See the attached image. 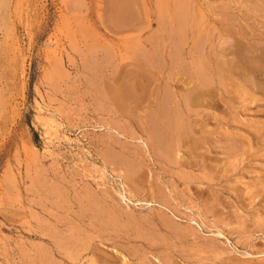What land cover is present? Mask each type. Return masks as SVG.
Wrapping results in <instances>:
<instances>
[{
  "label": "rangeland",
  "instance_id": "obj_1",
  "mask_svg": "<svg viewBox=\"0 0 264 264\" xmlns=\"http://www.w3.org/2000/svg\"><path fill=\"white\" fill-rule=\"evenodd\" d=\"M114 1L0 0V264H264V0Z\"/></svg>",
  "mask_w": 264,
  "mask_h": 264
},
{
  "label": "bare ground",
  "instance_id": "obj_2",
  "mask_svg": "<svg viewBox=\"0 0 264 264\" xmlns=\"http://www.w3.org/2000/svg\"><path fill=\"white\" fill-rule=\"evenodd\" d=\"M113 1H114V0H113ZM128 1H129V0H128ZM135 1H136V0H135ZM135 1H134V2H135ZM140 1H141V0H140ZM172 1H173V0H172ZM178 1H179L180 4H181L182 1H180V0H178ZM178 1L174 0L173 2H171V3H174V2H175V4H174V5L176 6L175 8H179V7H178L179 5L177 6V4L179 3ZM185 1H186V0H185ZM185 1H184V3H185ZM193 1H194V0H193ZM204 1H205V0H204ZM125 2H127V0H115V1H114V4H115L116 7L119 6V8H120V6H123V4H125ZM166 2H167V0H166ZM169 2H170V1H169ZM188 2H189V1H188ZM110 3H111V1H110ZM128 3H129V2H128ZM141 3H142V2H141ZM182 3H183V2H182ZM189 3H190V2H189ZM134 4H135V3H134ZM164 4H165V3H164ZM167 4H168V2L166 3V5H167ZM232 4H233V3H232ZM110 5H111V4H110ZM130 5H131V4H130ZM135 5H136V4H135ZM160 5H162V3H161ZM169 5H170V4H168V7H169ZM172 5H173V4H172ZM174 5H173V6H174ZM189 5H190V4H189ZM196 5H197V4H196ZM173 6H172V7H173ZM243 6H244V5H243ZM133 7H134V6H133ZM143 7H144V6H143ZM168 7H166V8H168ZM185 7H187V5L184 6L183 9H184ZM127 8L130 9L131 7H130V8L127 7ZM173 8H174V7H173ZM188 8H189V7H188ZM192 8H193V7H192ZM199 8H200V7H199ZM113 9H114V8H113ZM113 9H112V10H113ZM117 9H118V8H117ZM156 9H157V7H156ZM170 9H171V8H170ZM170 9H169V10H170ZM222 9H223V8H221V10H222ZM166 10H168V9H166ZM200 10H201V8H200ZM209 10H210V9H209ZM123 11H124V10H123ZM130 11H131V10H130ZM156 11H157V10H156ZM170 11L173 12V11H175V9H173V10L171 9ZM170 11H167V12H168L167 15H168V17L170 18V20L168 21V23H170V24L172 25V24L174 23V21H176V18H177V20H178V19H179V20L181 19L180 22L182 21V22H181V23H182V27H181V25L179 24V25H180L179 28H180V29H181V28L184 29L185 27H183V25H185V23H187L186 21L188 20L186 17L189 16V15L187 14L188 11H187V13H185L186 16H185V14H184V16L181 15V17L178 16V15H175V13L172 14ZM176 11H180V9H179V10L176 9ZM190 11H191V10H190ZM214 11H215V10H214ZM224 11H225V10H224ZM121 12H122V11H121ZM125 12H126V11H125ZM163 12H164V11H163ZM169 12H170V14H169ZM215 12H216V11H215ZM263 12H264V11H263ZM164 13H165V12H164ZM180 13H181V11H180ZM189 13L191 14L192 11L189 12ZM227 13H228V12H227ZM125 14H126V13H125ZM130 14H131V13H129V15H130ZM149 14H150V13H149ZM149 14H148V16H149ZM193 14H194V13H193ZM193 14H191V17L193 16ZM200 14H201V13H200ZM202 14H203V13H202ZM126 15H127V14H126ZM187 15H188V16H187ZM203 15H204V14H203ZM130 16H132V15H130ZM176 16H177V17H176ZM110 17H111V16H110ZM119 17H120V16H119ZM124 17H125V16H124ZM126 17H127V16H126ZM132 17H134V14H133ZM151 17H152V16H151ZM178 17H180V18H178ZM183 17H185V18L183 19ZM204 17H205V16H204ZM209 17H210V16H209ZM115 18H116V17H115ZM127 18H129V16H128ZM146 18H147V17H146ZM162 18H163V17H162ZM169 18H168V19H169ZM188 18H189V17H188ZM111 19H113V18L111 17ZM125 19H126V18H125ZM130 19H131V18H130ZM132 19H133V18H132ZM134 19H135V18H134ZM186 19H187V20H186ZM107 20H108V19H107ZM126 20L129 21L130 24H131V25H126V26H133V27H134V26H137V27L139 26V24H137V23H135V22H132V23H131L132 20H131V21L128 20V19H126ZM184 20H186V21H184ZM189 20H190V18H189ZM192 20H193V19H192ZM135 21H136V19H135ZM147 21H148V20H147ZM149 21H150V20H149ZM183 21H184L185 23H184ZM190 21H191V20H190ZM109 22H110V21H109ZM129 22H128V23H129ZM136 22H137V21H136ZM139 22H140V21H139ZM176 22H177V21H176ZM193 22H194V21H193ZM202 22H203V21H202ZM202 22H201V23H202ZM141 23H142V22H141ZM178 23H179V22H178ZM183 23H184V24H183ZM175 24H176V23H175ZM191 24H192V23H191ZM140 25L142 26L143 24H140ZM160 25H161V24H160ZM163 25H165V22H164ZM177 25H178V24H177ZM186 25H187V24H186ZM188 25H189V24H188ZM188 25H187V26H188ZM173 26L175 27V25H172L171 27H173ZM190 26H192V25H190ZM190 26H189V27H190ZM208 26H209V25H208ZM161 27H162V26H161ZM161 27H160L159 29L162 30ZM174 27H173V29H176V27H175V28H174ZM189 27H188V28H189ZM129 28H130V27L127 28V29H128L127 31H129ZM131 28H132V27H131ZM192 28H193V27H192ZM194 28H195V27H194ZM135 29H136V28H135ZM159 29H158V30H159ZM173 29H172V30H173ZM180 29H179V30H180ZM186 29H187V28H185V30H186ZM163 30H164V29H163ZM172 30H171V32H172ZM190 30H191V29H189V31H190ZM195 30H196V29H195ZM225 30H226V29H225ZM231 30L233 31V29H231ZM130 31H131V29H130ZM146 31H147V30H146ZM174 31H175V30H174ZM180 31L182 32V30H180ZM137 32H138V31H137ZM162 32H163V31H162ZM175 32H176V31H175ZM186 32H188V31H186ZM194 32H196V31H194V29H193V34H194ZM200 32H201V31H200ZM139 33H140V32H139ZM155 33H156V31L153 32V34H155ZM168 33L171 34L170 31H169ZM191 33H192V31H191ZM197 33H198V32H197ZM153 34H152V35H153ZM163 34H164V33H163ZM169 34H168V35H169ZM173 34H174V33H173ZM176 34H178V33H176ZM176 34H175L174 36H177ZM182 34H184V33L182 32ZM193 34H191V35H193ZM195 34H196V33H195ZM195 34H194V35H195ZM253 34H254V33H253ZM138 35H139V34H138ZM150 35H151V34H150ZM178 35H179V34H178ZM194 35H193V36H194ZM199 35H200V34H199ZM155 36H156V35H155ZM160 36H161V35H160ZM193 36H192V37H193ZM138 37H139V36H138ZM151 37H152V36H150V38H151ZM183 37H184V35H183ZM194 37H195V36H194ZM205 37H206V35H205ZM81 38H82V37H81ZM152 38L155 39V37H152ZM156 38H157V37H156ZM161 38H163V37H161ZM203 38H204V37H203ZM133 39H134V38H133ZM146 39H147V38H146ZM163 39H164V38H163ZM165 39H166V38H165ZM169 39H170V38H169ZM182 39H183V38H182ZM196 39H197V38H196ZM140 40H141V39H140ZM140 40L137 39V42L140 41ZM166 40H167V39H166ZM183 40H185V39H183ZM188 40H189V39H188ZM124 41H125V40H124ZM128 41H129V43H130V39H129ZM131 41H133V40L131 39ZM150 41L152 42L151 39H150ZM160 41H161V40H160ZM172 41H173V40H172ZM172 41H171V42H172ZM178 41H179V40H178ZM185 41H186V40H185ZM185 41H184V42H185ZM241 41H242V40H241ZM134 42H136V41H134ZM155 42H156V41H155ZM171 42H169V43H171ZM209 42H210V41H209ZM127 43H128V42H126V45H125V46H127ZM129 43H128V44H129ZM138 43H139V42H138ZM140 43H141V42H140ZM143 43H144V42H143ZM153 43H154V42H153ZM156 43H157V42H156ZM169 43H166V44H169ZM178 43H179V42H178ZM204 43H205V42H204ZM204 43H203V44H204ZM135 44H136V43H135ZM141 44H142V43H141ZM141 44H139V45H141ZM147 44H149V43H147ZM171 44H172V43H171ZM174 44H175V42H174ZM182 44H185V43L182 42ZM232 44H233V43H232ZM149 45H150V44H149ZM161 45H162V44H161ZM177 45H178V44H177ZM200 45H201V44H200ZM206 45H207V44H206ZM109 46H110V45H108V47H109ZM130 46H131V47H130ZM130 46H129V47L127 46V47H128V49L132 50L131 52H133V49H134L135 46L132 47V46H133V43H132V42L130 43ZM141 46H142V45H141ZM152 46H154V44H152ZM165 46L167 47V45H165ZM168 46H169V45H168ZM192 46H193V45H192ZM230 46H231V45H230ZM251 46H252V45H251ZM172 47H173V45H172ZM182 47H183V45H182ZM185 47H186V46H185ZM253 47H254V46H253ZM109 48H110V47H109ZM111 48H112V47H111ZM132 48H133V49H132ZM135 48H137V47H135ZM143 48H144V49H143ZM174 48H175V47H174ZM192 48H193V47H192ZM263 48H264V47H263ZM124 49H125V48H124ZM154 49H155V48H154ZM172 49H173V48H172ZM130 50H129V51H127V49L125 50V55L127 54V55L129 56V58H131L130 55H129V53L131 54ZM140 50H142V53L145 52L144 50H146V53H148V52H147V49H146L145 47H143V46H142V48L139 49V53L141 52ZM162 50H163V49H162ZM194 50H195V49H192L193 52H194ZM148 51H149V53L151 52L149 49H148ZM196 51H197V50H196ZM109 52H110V51H109ZM114 52H115V51H114ZM137 52H138V51L133 52V53L136 54ZM149 53H148V54H149ZM169 53H171V52H169ZM198 53H199V52H198ZM135 54H134V55H135ZM199 54H200V53H199ZM221 54H222V56L224 55V56H223L224 58H225V56H226V57H228L229 55L232 56L231 58L229 57V58L227 59V61H224V59L222 58L223 61H224L223 63H226L227 65H226V64H225V65H224V64H219L218 61H217V59H216L215 61H217V63H218L219 65H218V64L213 65L214 62H213V61L211 60V58L209 57V58L207 59V61H208V63H209V66L207 65V62H204V63H203L204 66H203L202 68L199 66V67H200L199 69H193L194 72H192V74L194 73V74H197L196 76L200 75V77H203V78H202V79H203L202 81H203V83H205V84L208 83V82L210 81V80H209V79H211L210 77H213V76H215V75H216V76H220L221 74L224 73L225 76H226V78H227L229 75H233L231 71L234 69V67H235V69H236V66H239L240 64H239V65L233 64L234 67H233L232 65H230V64H231V63H235V62H237V61L239 62V60L236 59L237 56L233 55L234 53L232 52V48H229V50L226 49V51H224V53H221ZM239 54H240V53H239ZM127 55H126V56H127ZM132 55H133V54H132ZM134 55H133V56H134ZM136 55H137V54H136ZM149 55H151V56L153 57V54H152V53H150ZM128 56H127V58H125L126 60H130V59L128 58ZM137 56H138V55H137ZM137 56H136V59H133V58H132V59H133V62H136V63L139 62V63H140L141 58H140V60H139V58H138L139 56H138V57H137ZM144 56H147V55H145V53H143V58L146 59V60H149V59L151 58V56H148V58H147V57L145 58ZM193 56H194V55H193ZM134 57H135V56H134ZM201 57H202V56H201ZM201 57H200V58H201ZM244 57H245V56H244ZM246 57H247V56H246ZM163 58H164V56H163ZM144 59H143V60H144ZM242 59L245 60L246 58H242ZM138 60H139V61H138ZM151 60H152V59H151ZM225 60H226V59H225ZM252 60H255V59L252 58ZM130 61H131V60H130ZM126 62H127V61H126ZM133 62L130 63V64H128V66H127V65H126V66H127L129 69H130V68L133 69V71L135 70L134 72H132V70L130 69V70H131V71H130L131 74H133V76H135V78H136V75H140V76H144V77H145V75H148V73H150L149 75H151V70H152L153 67L151 68V66H149V63H151L152 61H149V63L146 62L147 65H148V68H147V69H146L145 67H143V66H142V67H141V66H137L136 63H133ZM142 62H143V61H142ZM142 62H141V63H142ZM184 62H185V61H184ZM245 62H249V63H247V67H248V69H247V68H246V69H247L248 71L250 70L249 72L253 71V70H252L253 68H252V66H251V64H250V58H249V61L246 60ZM245 62H244V63H245ZM139 63H138V64H139ZM143 63H144V64H143ZM143 63H142V65L147 66V65L145 64V62H143ZM181 63H183V61H182ZM185 63H186V62H185ZM151 64H152V63H151ZM163 64H164V63H163ZM253 64H255V63H253ZM129 65H133V68H132V67H129ZM244 65H245V64H244ZM188 66H189V65H188ZM229 66H232L233 69H232L231 67H229ZM245 66H246V65H245ZM135 67H136V69H135ZM255 67H257L256 64H255ZM258 67H259V65H258ZM258 67H257V69H258ZM261 67H262V65H261ZM261 67H259V71H264V68H261ZM263 67H264V66H263ZM154 68H156V67L154 66ZM154 68H153V69H154ZM158 68H159V67H158ZM191 68H192V67H191ZM244 68H245V67H244ZM150 69H151V70H150ZM231 69H232V70H231ZM235 69H234V70H235ZM237 69H239V68H237ZM237 69H236V70H237ZM257 69H256V70H257ZM155 70H157V71H155V72H157V75H158L159 73L162 72L160 68H159V69H155ZM164 70H165V69H164ZM254 70H255V69H254ZM256 70H255V71H256ZM126 71H127V70H126ZM153 71H154V70H153ZM240 71H241V68H240ZM248 71H247V72H248ZM236 72H237V71H236ZM238 72H239V71H238ZM244 72H246V71H244ZM244 72H242V73H244ZM169 73H171V72H169ZM172 73H173V72H172ZM226 73H227V74H226ZM234 73H235V71H234ZM184 74H185V73H184ZM154 75H156V74H154ZM140 76L137 77V78H140ZM152 76H153V75H152ZM183 76H184V75H183ZM147 77H149V76H147ZM167 77H168V76H167ZM208 77H209V78H208ZM141 78H142V77H141ZM141 78H140V79H141ZM149 78H151V77H149ZM188 78H189V77H188ZM188 78H187V79H188ZM207 78H208V80H207ZM218 78H220V77H218ZM222 78H223V76H222ZM229 78H230V77H229ZM142 79H144V78H142ZM196 79H197V78H196ZM215 79H216V78H215ZM263 79H264V78H263ZM263 79H262V80H263ZM135 80H136V79H135ZM211 80H212V79H211ZM213 80H214V79H213ZM262 80H261V81H262ZM189 81H190V80H189ZM195 81H196V80H195ZM187 83H188V82H187ZM198 83H199V82H198ZM201 83H202V82H201ZM138 84H139V80H138V82H137V81L134 82V86H135V87H136V86H139ZM141 84H142V83H141ZM145 85H146V84H145ZM208 85H209V84H208ZM236 85H237V84H236ZM249 86H250V85H249ZM153 88H154V87H153ZM223 89H224V88H223ZM139 90H140V89H139ZM113 91H114V90H112V92H113ZM134 91H136V90H134ZM196 91H197V90H196ZM235 91H236V90H235ZM245 91H246V90H245ZM143 92H144V91H143ZM166 92H167V91H166ZM236 93H237V91H236ZM110 94H111V93H110ZM116 94H117V93H116ZM217 94H218V93H217ZM166 95H167V94H166ZM236 95H237V94H236ZM123 96H124V95H123ZM126 96H127V95H126ZM133 96H134V94H133ZM164 96H165V95H164ZM196 96H197V95H196ZM196 96H195V97H196ZM172 97H173V96H172ZM180 97H181V96H180ZM198 97H199V95H198ZM226 97H227V96H226ZM233 97H234V96H233ZM238 97H239V95H238ZM114 98H115V97H114ZM140 98H141V97H140ZM181 98H182V97H181ZM196 98H197V97H196ZM218 98H219V97H218ZM234 98H235V97H234ZM236 98H237V97H236ZM247 98H248V97H247ZM257 98H258V97H257ZM143 99H144V98H143ZM116 100H117V99H116ZM129 101H130V100H129ZM146 101H147V100H146ZM171 101H172V100H171ZM240 101H241V100H240ZM117 102H118V101H117ZM186 102H187V101H186ZM119 103H120V102H119ZM196 104H197V103H196ZM110 105H111V104H110ZM156 105H157V104H156ZM187 105H188V103H187ZM117 106H118V104H117ZM130 106H131V105H130ZM163 106H164V105H163ZM220 107H221V106H220ZM222 108H223V107H222ZM187 109H188V108H187ZM212 109H213V108H212ZM162 110H163V109H162ZM157 111H158V109H157ZM153 112H154V111H153ZM243 112H244V111H243ZM166 113H167V112H166ZM117 114H118V113H117ZM142 114H143V113H142ZM243 114H244V113H243ZM169 115H170V114H169ZM163 116H164V115H163ZM147 117H148V116H147ZM165 117H166V116H165ZM165 117H164V118H165ZM160 118H161V117H160ZM158 120H159V119H158ZM162 120H163V119H162ZM164 120L166 121V119H164ZM171 120H172V119H171ZM173 120H175V119H173ZM159 121H160V120H159ZM175 121L178 122L177 119H176ZM157 122H158V121H157ZM160 122H161V121H160ZM166 122H167V121H166ZM169 122H171V121H169ZM161 123H162V122H161ZM172 123H173V122H172ZM179 123H180V122H179ZM187 123H188V122H187ZM195 123H196V122H195ZM158 124H159V123H158ZM168 125H169V124H168ZM172 125L174 126V123H173ZM172 125H171V126H172ZM177 125H178V124H177ZM179 125H180V124H179ZM179 125H178V126H179ZM181 125H182V124H181ZM181 125H180V127H181ZM163 126H164V125H163ZM261 126H262V125H261ZM159 127H160V126H158V128H159ZM176 127H177V126H176ZM246 127L248 128V126H246ZM167 128H168V127H167ZM239 130H240V129H239ZM163 131H164V130H163ZM166 131H167V130H166ZM172 131H174V130H172ZM176 131H178L177 133H179V130H176ZM176 131H175V132H176ZM182 131H183V130H182ZM182 131H181V132H182ZM151 132H152V131H151ZM155 132L157 133V131H155ZM175 132H174V133H175ZM203 132H204V131H203ZM225 132H226V131H225ZM244 133H245V132H244ZM169 134H170V135H173V134H171V133H169ZM175 134H176V133H175ZM152 135L155 136V134H152ZM162 135H163V134H162ZM178 137H180V136H178ZM150 138H151V136H150ZM152 138H153V137H152ZM152 138H151V140H154V139H152ZM160 138H163V137H160ZM160 138H159L158 140H160ZM155 139H156V138H155ZM194 139H195V138H194ZM162 140H163V139H162ZM249 140H250V139H249ZM224 141H225V140H224ZM231 141H232V140H231ZM154 142H155V141H154ZM157 142H158V141H157ZM179 142H180V141H179ZM260 142H261V141H260ZM163 143H166V142H163ZM153 144H154V143H153ZM176 144H177V143H176ZM156 145H157V144H156ZM160 145H163V144L161 143ZM164 145H165V144H164ZM164 145H163V146H164ZM171 145H172V144H171ZM163 146H162V148H165V147H163ZM174 146H175V145H174ZM174 146H173V148H175ZM227 146H228V145H227ZM153 147H154V146H153ZM222 148H223V147H222ZM136 150H137V149H136ZM165 150H166V149H165ZM177 150H178V149H177ZM139 152H140V151H139ZM236 152H237V151H236ZM243 152H244V151H243ZM232 154H233V153H232ZM156 156H157V155H156ZM156 158H158V156H157ZM236 160H237V159H236ZM250 160H252V159H250ZM233 161H234V160H233ZM215 162H216V161H215ZM179 163H180V162H179ZM170 164H171V163H170ZM188 164H189V163H188ZM155 165H156V164H155ZM155 165H154V166H155ZM176 167H177V166H176ZM235 167H236V166H235ZM130 168H131V167H130ZM241 168H242V167H241ZM190 176H191V175H190ZM231 176H232V175H231ZM134 177H135V176H134ZM137 180H138V179H137ZM137 180H136V181H137ZM142 180H144V179H142ZM123 182H124V181H123ZM131 182H132V181H131ZM140 182H141V181H140ZM124 183H125V182H124ZM141 183H142V182H141ZM218 183H219V182H218ZM224 186H225V185H224ZM255 189H256V188H255ZM260 189H261V188H260ZM201 190H202V189H201ZM156 191H157V190H156ZM162 191H163V190H162ZM122 192H123V191H122ZM162 193H163V192H162ZM211 193H212V192H211ZM213 193H214V192H213ZM213 193H212V194H213ZM159 195H160V194H159ZM195 195H196V194H195ZM204 195H205V194H204ZM163 196H164V195H163ZM104 197H105V194H104ZM121 197H122V196H121ZM156 197H157V196H156ZM86 198H87V197H86ZM106 198H108V196H107ZM110 198H111V197H110ZM152 198H153V197H152ZM201 198H202V197H201ZM83 199H84V198H83ZM84 200H85V199H84ZM86 200H88V199H86ZM86 200H85V201H86ZM97 200H98V199H97ZM99 200H100V199H99ZM99 200H98V201H99ZM123 200L126 201V202H130V204L133 202L130 198H126L125 196L123 197ZM225 200H226V199H225ZM77 201H78V199H77ZM150 201H151V200H150ZM164 201H165V200H164ZM93 202H94V201H93ZM95 202H96V201H95ZM95 202H94V203H95ZM111 202H112V201H111ZM152 202H153V201H152ZM211 202H212V201H211ZM112 203H114V202H112ZM82 204H83V202H82ZM98 204L100 205V202H99ZM98 204H97V205H98ZM105 204H106V203H105ZM124 204H125V202H124ZM132 204H133V203H132ZM183 204H184V203H183ZM133 205H136V206L147 205V206H149V207L152 206V204L149 203V202H147V203H145V204H141V202H140V204L137 203V204H133ZM191 205H192V204H191ZM216 205H217V204H216ZM73 206H74V205H73ZM112 206H113V204H112ZM164 206H165V205H164ZM160 207H161V206H160ZM95 208H96V207H95ZM167 208H168V207H167ZM189 208H190V207H189ZM208 208H209V207H208ZM251 208H252V207H251ZM52 209H53V208H52ZM66 209H67V208H66ZM80 209H82V208H80ZM84 209H85L86 211H90V209H91L92 211L95 210V209L92 208L91 206H90V209H89V208H88V209L84 208ZM164 209H165V208H164ZM217 209H218V208H217ZM101 210H102V209H101ZM144 210H146V209H144ZM161 210H162V209H161ZM255 210H256V209H255ZM257 210H258V209H257ZM81 211H83V210H81ZM103 211H105L104 208H103ZM103 211H102V212H103ZM247 211H248V210H247ZM105 212H106V211H105ZM111 212H112V211H111ZM120 212H121V211H120ZM120 212H119V213H120ZM128 212H129V211H128ZM128 212H127V214H128ZM130 212H131V211H130ZM150 212H151V211H150ZM88 213H89V212H88ZM90 213H91V212H90ZM93 213H94V212H93ZM93 213H92V215H94ZM99 213H100V212H99ZM99 213H98V214H99ZM112 213H113V212H112ZM131 213H132V212H131ZM165 213H166V212H165ZM224 213H225V212H224ZM113 214H115V213H113ZM121 214H122V213H121ZM127 214H126V215H127ZM133 214H134V213H133ZM133 214H132V215H133ZM149 214H150V213H149ZM92 215H91V216H92ZM99 215H100V214H99ZM122 215H124V217H126L125 214H122ZM130 215H131V214H130ZM159 215H160V214H159ZM175 215H176V214H175ZM225 215H226V214H225ZM57 216H58V215H57ZM61 216H62V215H61ZM100 216H101V215H100ZM103 216H104V215H103ZM105 216H106V215H105ZM111 216H112V215H111ZM176 216H177V215H176ZM96 217H97V216H96ZM101 217H102V216H101ZM112 217H113V216H112ZM114 217H115V216H114ZM114 217H113V218H114ZM122 217H123V216H122ZM127 217H128V216H127ZM127 217H126V218H127ZM152 217H153V216H152ZM165 217L167 218V216H165ZM81 218H82V217H81ZM115 218H116V217H115ZM133 218H134V217H133ZM44 219H45V218H44ZM98 219H99V218H98ZM111 219H112V218H110V220H111ZM128 219H129V218H128ZM134 219H135V218H134ZM141 219H142V218H141ZM141 219H140V220H141ZM152 219H153V218H152ZM206 219H207V218H206ZM79 220H80V218H79ZM93 220H94V219H93ZM104 220L107 221L106 219L103 218L102 221H104ZM110 220L108 221L109 223H110ZM148 220H149V219H148ZM166 220H168V219H166ZM166 220H165V223L167 222ZM213 220H214V219H213ZM254 220H255V219H254ZM60 221H61V220H60ZM85 221H86V220H85ZM89 221H90V220H89ZM91 221H92V220H91ZM114 221H116V220H114ZM119 221H120V220H119ZM243 221H244V220H243ZM248 221H249V220H248ZM108 222H107V223H108ZM116 222H117V221H116ZM134 222H136V220H135ZM193 222H194V221H193ZM232 222H233V220H232ZM61 223H62V221H61ZM74 223H75V222H74ZM93 223L95 224V223H98V222L95 221V222H93ZM100 223H101V225H104V223H102V222H100ZM111 223H113L114 227H115L116 224H119L118 222H117L116 224H114V222H113L112 220H111ZM129 223H130V222H129ZM58 224H59V223H58ZM70 224H71V223H70ZM83 224H84V223H83ZM89 224H90V223H89ZM98 224H99V223H98ZM125 224H126V223H125ZM125 224H124V225H125ZM136 224H137V222H136ZM166 224H169V223L167 222ZM252 224H253V223H252ZM257 224H258V223H257ZM54 225H55V224H54ZM74 225H75V224H74ZM99 225H100V224H99ZM105 225H106V227L108 226L107 224H105ZM120 225H121V224H120ZM140 225H141V224H140ZM171 225H172V224H171ZM227 225H228V224H227ZM246 225H247V224H246ZM250 225H251V223H250ZM56 226H57V225H56ZM70 226H71V225H70ZM138 226H139V225H138ZM225 226H226V225H225ZM252 226H253V225H252ZM78 227H79V226H78ZM93 227H94V226H93ZM93 227L91 226V228H93ZM169 227H170V226H169ZM76 228H77V227H76ZM80 228H81V227H80ZM94 228H95V227H94ZM107 228H108V227H107ZM150 228H152V227H150ZM52 229H53V228H52ZM71 229H72V228H71ZM128 229H129V228H128ZM132 229H133V228H132ZM153 229H154V227H153ZM164 229H166V228H164ZM260 229H261V228H260ZM214 230H215V229H214ZM228 230H229V229H228ZM256 230H257V229H256ZM75 231H76V230H75ZM127 231H128V230H127ZM130 231H132V230H130ZM135 231H136V229H135ZM71 232H73V231H71ZM76 232H77V231H76ZM79 232L81 233V231H79ZM98 232H99V231H98ZM260 232H261V231H260ZM99 233H100V232H99ZM231 233H232V232H231ZM60 234H61V233H60ZM64 234H65V233H64ZM74 234H75V233H74ZM116 234H117V233H116ZM141 234H142V233H141ZM69 235H70V234H69ZM143 235H146V233H144ZM182 235H183V234H182ZM56 236H57V235H56ZM63 236H64V235H63ZM75 236H76V235H75ZM64 237H65V236H64ZM68 237H69V236H68ZM68 237H67V239H68ZM70 237H74V236H73V233H72V236H70ZM78 237H79V236H78ZM122 237H123V236H122ZM172 237H173V236H172ZM200 237H201V236H200ZM65 238H66V237H65ZM128 238H129V236H128ZM75 239H76V238H75ZM77 239H78V238H77ZM85 239H86V238H85ZM118 239H119V238H118ZM131 239H132V238H131ZM184 239H185V238H184ZM79 240H80V239H79ZM109 240H110V239H109ZM129 240H130V238H129ZM45 241H46V240H45ZM82 241H83V240H82ZM90 241H91V240H90ZM182 241H183V240H182ZM212 241H213V240H212ZM42 242H43V241H42ZM68 242H69V241H68ZM70 242H71V241H70ZM70 242H69V243H70ZM77 242H78V241H77ZM52 243H53V242H52ZM57 243H58V242H57ZM176 243H177V242H176ZM214 243H216V242H214ZM247 243H248V242H247ZM66 244H67V243H66ZM71 244H72V243H71ZM74 244H75V243H74ZM147 244H148V243H147ZM55 245H57V244H55ZM59 245H60V244H58V246H59ZM61 245H62V244H61ZM63 245H64V244H63ZM67 245H68V244H67ZM72 245H73V244H72ZM72 245H71V246H72ZM148 245H149V244H148ZM171 245H172V244H171ZM58 246H57V247H58ZM68 246H69V245H68ZM71 246H70V247H71ZM75 246H76V245H75ZM75 246H73V247H75ZM83 246H84V245H83ZM158 246H159V245H158ZM191 246H192V245H191ZM150 247H151V246H150ZM155 247H156V246H155ZM162 247H163V246H162ZM172 247H173V246H172ZM192 247H193V246H192ZM63 248H65V247L63 246ZM75 248H76V247H75ZM83 248H85V247H83ZM101 248H102V247H101ZM134 248H135V247H134ZM152 248H153V247H152ZM152 248H151V249H152ZM103 249H104V248H103ZM174 249H175V248H174ZM63 250H64V249H63ZM66 250H67V248H66ZM66 250H65V251H66ZM191 250H192V249H191ZM58 251H59V250H58ZM67 251H68V250H67ZM73 251H74V250H73ZM73 251H72V252H73ZM81 251H83V250H81ZM98 252H99V251H98ZM137 252H138V251H137ZM187 252H188V251H187ZM191 252H192V251H191ZM255 252H256V251H255ZM258 252H259V251H258ZM69 253H70V252H69ZM74 253H75V252H74ZM99 253H100V252H99ZM194 253H195V252H194ZM245 253H246V252H245ZM70 254H71V253H70ZM100 254H101V253H100ZM160 254H161V253H160ZM61 255H62V254H61ZM26 256H27V255H26ZM55 256H57V255L55 254ZM76 256H77V255H76ZM165 257H166V256H165ZM72 258H73V257H72ZM76 258H77V257H76ZM78 258H79V257H78ZM101 258H102V257H101ZM46 259H47V258H46ZM93 259H95V258H93ZM186 259H187V258H186ZM67 260H68V259H67ZM69 260H75V259H69ZM99 260H100V259H99ZM117 260H118V259H117ZM46 261H47V260H46ZM65 261H66V260H65ZM78 261H80V260H78ZM74 262H75V261H74ZM146 262H147V261H146ZM64 263H65V262H64ZM68 263H70V262H68ZM93 263H94V262H93ZM106 263H107V262H106ZM139 263H140V262H139ZM171 263H172V262H171ZM199 263H201V262H199ZM256 263H257V262H256ZM65 264H66V263H65ZM71 264H72V263H71ZM107 264H108V263H107ZM143 264H144V263H143Z\"/></svg>",
  "mask_w": 264,
  "mask_h": 264
}]
</instances>
